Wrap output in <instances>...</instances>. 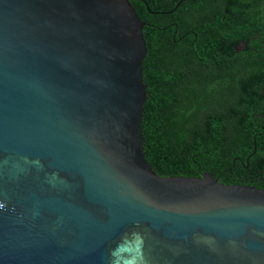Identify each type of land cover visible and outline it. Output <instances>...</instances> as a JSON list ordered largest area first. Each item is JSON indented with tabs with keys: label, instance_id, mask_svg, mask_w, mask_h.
Listing matches in <instances>:
<instances>
[{
	"label": "water",
	"instance_id": "95a60500",
	"mask_svg": "<svg viewBox=\"0 0 264 264\" xmlns=\"http://www.w3.org/2000/svg\"><path fill=\"white\" fill-rule=\"evenodd\" d=\"M130 0H0V264H264V189L144 154Z\"/></svg>",
	"mask_w": 264,
	"mask_h": 264
},
{
	"label": "trees",
	"instance_id": "16d2710c",
	"mask_svg": "<svg viewBox=\"0 0 264 264\" xmlns=\"http://www.w3.org/2000/svg\"><path fill=\"white\" fill-rule=\"evenodd\" d=\"M130 3L148 47L147 161L164 176L264 189V0Z\"/></svg>",
	"mask_w": 264,
	"mask_h": 264
},
{
	"label": "clouds",
	"instance_id": "9594fccd",
	"mask_svg": "<svg viewBox=\"0 0 264 264\" xmlns=\"http://www.w3.org/2000/svg\"><path fill=\"white\" fill-rule=\"evenodd\" d=\"M4 207V205L3 204H0V208H3Z\"/></svg>",
	"mask_w": 264,
	"mask_h": 264
},
{
	"label": "flooded vegetation",
	"instance_id": "af4514ba",
	"mask_svg": "<svg viewBox=\"0 0 264 264\" xmlns=\"http://www.w3.org/2000/svg\"><path fill=\"white\" fill-rule=\"evenodd\" d=\"M170 12H172V11H170ZM175 32L177 33V29L175 30Z\"/></svg>",
	"mask_w": 264,
	"mask_h": 264
}]
</instances>
